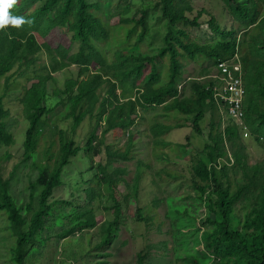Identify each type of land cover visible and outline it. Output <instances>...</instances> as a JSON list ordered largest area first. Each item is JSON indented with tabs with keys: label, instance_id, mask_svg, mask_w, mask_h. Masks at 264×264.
Segmentation results:
<instances>
[{
	"label": "trees",
	"instance_id": "16d2710c",
	"mask_svg": "<svg viewBox=\"0 0 264 264\" xmlns=\"http://www.w3.org/2000/svg\"><path fill=\"white\" fill-rule=\"evenodd\" d=\"M220 1L234 18L229 30L205 9L196 10L194 0H158L154 8L166 26L163 45L156 55H144L131 50L150 35V8L139 19L119 14L113 26L104 20L99 1L16 0L9 11L26 22L0 28V148L14 145L5 108V99L13 95L27 123L21 163L35 175L30 176L28 201L19 203L15 173L7 175L0 159V264H28L46 229L53 196L64 184L63 173L81 155L93 173L84 182L87 204L65 201L74 207V223L58 236L66 239L99 227L92 250L101 256L116 240L125 207L148 229L153 227L159 203L140 206L142 181L151 171L161 180L185 179L180 172L156 169V163L173 164L171 154L186 150L167 141L171 133L192 125L203 137L207 118L210 132L190 169L181 214L199 223L208 264H264V161L250 162L242 135L264 143V0ZM205 17L209 30L203 41L192 31L203 32ZM116 31L128 32L123 46L113 41ZM235 56L242 62L246 88L243 129L232 121L224 128L227 109L223 114L214 99V81H201ZM200 62L209 66L186 82L187 65ZM72 67L77 77L67 79L63 88L56 85L55 75ZM124 87L134 96L122 98ZM62 106V119L52 120L49 116ZM87 119L95 126L78 143L75 134ZM141 125H148L147 156L138 161L130 181L128 170L114 165L139 155L133 129ZM99 199L113 202L106 207L113 210L112 220L95 214ZM86 240L93 247V235L87 233ZM149 254L139 253L136 264H147Z\"/></svg>",
	"mask_w": 264,
	"mask_h": 264
},
{
	"label": "rangeland",
	"instance_id": "374dc122",
	"mask_svg": "<svg viewBox=\"0 0 264 264\" xmlns=\"http://www.w3.org/2000/svg\"><path fill=\"white\" fill-rule=\"evenodd\" d=\"M95 1H99L101 4L103 11L101 13L104 20L109 21L113 26L118 23L119 14L129 19H139L143 11H147L150 8L148 19L150 35L138 49L132 48L131 51L134 54H157L159 48L163 45V37L166 33L165 21L161 18V12L159 9L154 8L158 0ZM194 6L198 11L205 9L218 20L224 29L229 30L235 24L234 18L220 0H194ZM208 20L205 17L201 21L203 23V32L193 30L192 35L205 41L208 38L205 32L209 30ZM125 36H128V32L119 34V31H116L113 40L115 45L123 46L127 41ZM110 43L111 40L106 42V46H109ZM208 66L209 63L202 64L201 62L188 64L185 75L186 82L197 77L201 70ZM76 73L77 68L72 67L56 74L55 84L63 88L67 79L77 77ZM215 75L216 71L214 70L212 76ZM205 79L201 81L207 82ZM19 80H22V78ZM0 83L3 85L4 79L0 80ZM120 93L124 99L133 97L135 94L130 88L125 87L123 89L120 88ZM52 106L54 107L55 105L53 104ZM5 108L9 115L7 130L13 138L14 145L10 148H0L1 165L5 168L7 175L15 173L12 183L13 190L19 203H21L28 201L30 176L35 175V171H32L28 164L21 163L24 154L26 138L24 134L27 129V123L23 120L15 96L10 95L5 99ZM63 112V106L56 107L49 117L57 120L62 119ZM151 116L153 114L149 115V117ZM224 121L225 128L231 121L227 117L224 118ZM58 125L62 128V121ZM94 126L95 121L87 119L75 134L76 142L79 143L86 140ZM146 126H136L133 129L137 142L135 152H138L139 155L131 161L114 165V167H125L128 170L126 178L130 181L133 180L138 161L145 160L147 156L144 153L148 144V139L145 136ZM209 126L210 119L207 118L202 124L203 137L195 134L192 125H188L182 130L174 131L168 136L167 141L170 144L186 148V150H182L179 155L171 154L173 164L157 162L156 169L165 168L180 172L186 178L176 181L161 180L158 177H153V171L148 173L150 175L145 177L140 187V206H153V202L158 201L157 217L159 220L155 221L153 227L148 229L145 223L133 218L135 215L132 214L130 209L128 210L125 207V214L116 240L113 245L101 252V256L96 255V251L92 250L100 239L99 227L79 231L66 239L58 236L59 233L70 228L74 223L71 219L74 207L66 204L65 201L70 200L86 205L87 201L83 198V189L88 186V183L84 182L93 177L91 166L87 160L82 155L74 158L63 173V186L59 187L53 196L52 202L54 204L50 215L47 217L46 229L34 246L36 250L30 253L28 264H98V262H101V264H136L138 254L142 251L150 253L147 264H208V257L204 253L203 246L199 243L201 237L199 223L185 217L181 213L184 209L182 196L190 191L187 188L188 180L191 177L190 169L197 160L196 154L204 148V143L207 141L210 132ZM242 135L248 147L250 162L259 164L264 161V143H256L251 135L245 133H242ZM188 140H190V143H187ZM175 146H173V150H175ZM5 154L9 156L8 159L4 158ZM98 161L99 159H96V162ZM112 206L113 202L111 200L99 199L94 203L95 214L104 215L105 219L112 220L114 218L113 210L106 208ZM87 233L93 235V247L87 244ZM73 236L80 237V239L75 240ZM69 240L71 241L69 242ZM82 242L85 243V247ZM3 262V260H0V263Z\"/></svg>",
	"mask_w": 264,
	"mask_h": 264
},
{
	"label": "built area",
	"instance_id": "2783aa9c",
	"mask_svg": "<svg viewBox=\"0 0 264 264\" xmlns=\"http://www.w3.org/2000/svg\"><path fill=\"white\" fill-rule=\"evenodd\" d=\"M205 81H214V99L222 107V113L227 109L228 120L243 129L246 88L240 57L235 56L232 60L220 63L216 75Z\"/></svg>",
	"mask_w": 264,
	"mask_h": 264
},
{
	"label": "clouds",
	"instance_id": "9594fccd",
	"mask_svg": "<svg viewBox=\"0 0 264 264\" xmlns=\"http://www.w3.org/2000/svg\"><path fill=\"white\" fill-rule=\"evenodd\" d=\"M16 0H0V28L8 25L19 27L26 21L23 17L14 16L10 13V9L14 6Z\"/></svg>",
	"mask_w": 264,
	"mask_h": 264
}]
</instances>
